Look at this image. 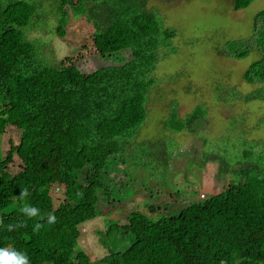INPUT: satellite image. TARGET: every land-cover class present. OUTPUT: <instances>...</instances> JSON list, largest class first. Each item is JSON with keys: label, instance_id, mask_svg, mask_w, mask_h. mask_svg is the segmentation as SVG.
<instances>
[{"label": "trees", "instance_id": "trees-1", "mask_svg": "<svg viewBox=\"0 0 264 264\" xmlns=\"http://www.w3.org/2000/svg\"><path fill=\"white\" fill-rule=\"evenodd\" d=\"M253 1L234 0V10ZM56 2L60 37L70 3L76 16H85L95 28L96 54L106 61L119 54L122 59L91 72H83L72 56L46 65L34 43L40 39L28 37L31 26L37 28L38 7L27 0H0V136L11 130L18 134L6 157L0 153V247L26 252L31 264H98L79 245L80 227L111 203L107 182L116 178L112 170L129 162L127 149L147 119L148 97L156 86L152 75L176 51L172 42L177 31L164 26L148 0ZM261 17L264 11L257 20ZM248 54L246 49L228 56L243 59ZM244 78L264 83V57ZM242 99L262 100L264 90ZM206 114L199 106L182 119L175 108L167 127L195 133L193 125ZM49 149L58 167L44 159ZM14 157L21 162L16 173L9 167ZM234 172L239 179L177 215L153 219L158 208L148 205L151 216L133 211L127 223L108 222L103 241L113 233L133 236L128 248L109 250L113 260L264 264V165L249 163ZM55 183L65 190L58 206L51 195ZM26 203L40 209L36 217L20 211ZM50 213L56 216L54 224L47 223ZM37 223L41 227L34 230Z\"/></svg>", "mask_w": 264, "mask_h": 264}, {"label": "rangeland", "instance_id": "rangeland-1", "mask_svg": "<svg viewBox=\"0 0 264 264\" xmlns=\"http://www.w3.org/2000/svg\"><path fill=\"white\" fill-rule=\"evenodd\" d=\"M27 1L38 7V29L32 25L28 37L40 39L34 43L46 65L58 64L67 56L77 60L83 72L120 63V54L109 61L96 54L95 28L85 16H76L70 3L65 7L69 17L64 37H60L57 0ZM148 6L158 12L165 27L177 31L172 42L176 51L161 60L152 75L156 86L148 97L147 119L133 146L128 145L129 162L112 170L115 179L106 180L112 188L109 207L103 205L102 215L80 227L79 245L98 264H120L109 250L115 246L124 250L133 241L130 234L118 237L116 233L103 241L108 222L127 223L133 211L151 216L148 205L158 208L153 219L177 215L203 195L220 193L239 179L234 171L241 166L264 165V99H242L264 90V83L251 84L244 78L250 66L264 57V18L257 20L264 0H254L240 11L234 10V0H148ZM246 49L249 54L243 59L228 56ZM199 106L207 114L193 125L195 133L167 127L175 108L185 119ZM17 135L11 130L0 136L3 157ZM50 151L42 155L58 167ZM20 164L14 157L10 170L18 172ZM51 195L58 206L65 198L64 187L55 183Z\"/></svg>", "mask_w": 264, "mask_h": 264}, {"label": "clouds", "instance_id": "clouds-1", "mask_svg": "<svg viewBox=\"0 0 264 264\" xmlns=\"http://www.w3.org/2000/svg\"><path fill=\"white\" fill-rule=\"evenodd\" d=\"M20 211L27 217H36L40 212L37 206L25 204ZM56 222V216L54 214L47 215V223L54 224ZM23 226V225H20ZM41 225L39 223L34 225V230L39 229ZM0 264H31L30 257L26 252L18 251L11 246L0 247Z\"/></svg>", "mask_w": 264, "mask_h": 264}, {"label": "built area", "instance_id": "built-area-1", "mask_svg": "<svg viewBox=\"0 0 264 264\" xmlns=\"http://www.w3.org/2000/svg\"><path fill=\"white\" fill-rule=\"evenodd\" d=\"M206 198L204 195L202 196V199Z\"/></svg>", "mask_w": 264, "mask_h": 264}]
</instances>
